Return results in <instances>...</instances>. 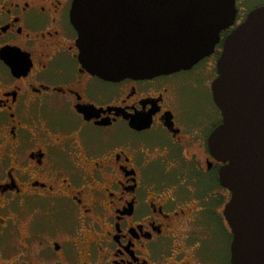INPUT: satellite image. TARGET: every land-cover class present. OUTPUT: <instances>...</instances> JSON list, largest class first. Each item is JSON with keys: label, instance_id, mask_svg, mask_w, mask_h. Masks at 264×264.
<instances>
[{"label": "flooded vegetation", "instance_id": "flooded-vegetation-1", "mask_svg": "<svg viewBox=\"0 0 264 264\" xmlns=\"http://www.w3.org/2000/svg\"><path fill=\"white\" fill-rule=\"evenodd\" d=\"M72 3L0 0V264H232L212 85L250 12L190 70L107 82Z\"/></svg>", "mask_w": 264, "mask_h": 264}, {"label": "water", "instance_id": "water-1", "mask_svg": "<svg viewBox=\"0 0 264 264\" xmlns=\"http://www.w3.org/2000/svg\"><path fill=\"white\" fill-rule=\"evenodd\" d=\"M80 63L107 82L190 70L235 26L237 0H72ZM213 99L222 116L209 140L232 198L225 217L232 264H264V6L231 32Z\"/></svg>", "mask_w": 264, "mask_h": 264}, {"label": "rangeland", "instance_id": "rangeland-1", "mask_svg": "<svg viewBox=\"0 0 264 264\" xmlns=\"http://www.w3.org/2000/svg\"><path fill=\"white\" fill-rule=\"evenodd\" d=\"M264 6V0H237V9L242 15ZM201 68V66H199Z\"/></svg>", "mask_w": 264, "mask_h": 264}]
</instances>
